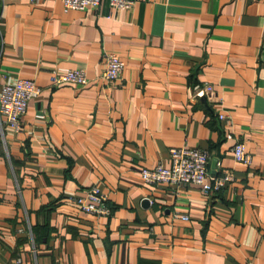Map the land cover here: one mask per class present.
<instances>
[{
  "label": "crops",
  "instance_id": "crops-1",
  "mask_svg": "<svg viewBox=\"0 0 264 264\" xmlns=\"http://www.w3.org/2000/svg\"><path fill=\"white\" fill-rule=\"evenodd\" d=\"M108 53L122 81L102 78ZM69 70L89 84L54 86ZM22 79L41 92L18 129L0 114V264H264V0H0V90ZM204 83L221 105L191 100ZM183 147L235 180L210 196L145 182ZM93 186L109 216L76 202Z\"/></svg>",
  "mask_w": 264,
  "mask_h": 264
},
{
  "label": "built area",
  "instance_id": "built-area-1",
  "mask_svg": "<svg viewBox=\"0 0 264 264\" xmlns=\"http://www.w3.org/2000/svg\"><path fill=\"white\" fill-rule=\"evenodd\" d=\"M66 10H88L99 8L104 0H63ZM113 11L133 9L136 0H108ZM106 67L102 78L110 82H119L123 79L125 63L116 53L106 55ZM84 70H69L67 72H53L52 83L59 87L65 84H74L84 88L89 84ZM41 92V88L33 80L22 79L13 84H5L0 90V114L7 118V122L20 127L22 117L27 113L30 102ZM192 101L207 99L210 103L222 104L223 99L215 87L210 83L196 84L190 87ZM218 118L227 125H233L229 114L220 112ZM234 156L238 164L249 166L252 156L247 151L244 142L234 147ZM172 165L166 168L162 165L155 169H143L142 176L149 184L167 183L176 186L196 185L205 196L223 189L228 183L235 180L234 174L227 171L224 174H213L210 171V155L201 149L189 147L171 149ZM82 210L89 214L109 216L112 213L108 205L109 197L98 186L85 191L83 196L75 199ZM177 218L188 220L186 215H176Z\"/></svg>",
  "mask_w": 264,
  "mask_h": 264
}]
</instances>
